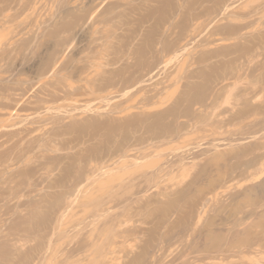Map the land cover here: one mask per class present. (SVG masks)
I'll return each mask as SVG.
<instances>
[{"label": "rangeland", "instance_id": "rangeland-1", "mask_svg": "<svg viewBox=\"0 0 264 264\" xmlns=\"http://www.w3.org/2000/svg\"><path fill=\"white\" fill-rule=\"evenodd\" d=\"M28 263L264 264V0H0V264Z\"/></svg>", "mask_w": 264, "mask_h": 264}, {"label": "bare ground", "instance_id": "bare-ground-1", "mask_svg": "<svg viewBox=\"0 0 264 264\" xmlns=\"http://www.w3.org/2000/svg\"><path fill=\"white\" fill-rule=\"evenodd\" d=\"M20 220H21V219H20ZM22 225H23V224H22ZM21 227H23V226H21ZM23 241H24V240H23ZM32 261H33V260H32ZM32 261H31V262H32ZM32 263H33V262H32ZM28 264H29V263H28Z\"/></svg>", "mask_w": 264, "mask_h": 264}]
</instances>
